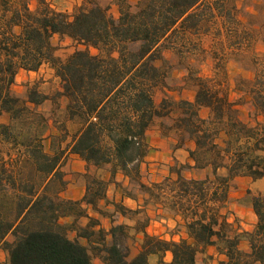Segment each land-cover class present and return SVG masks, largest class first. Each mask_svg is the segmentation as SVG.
<instances>
[{"label": "trees", "instance_id": "1", "mask_svg": "<svg viewBox=\"0 0 264 264\" xmlns=\"http://www.w3.org/2000/svg\"><path fill=\"white\" fill-rule=\"evenodd\" d=\"M90 1L70 18L45 0L35 10L27 0H0V115L8 117L0 123V251L7 253L6 264H94L96 258L103 264H152L153 256L156 264H198L209 248L225 257L224 264H264V193L252 198L256 222L251 231L236 228L226 210L236 178L264 180V69L246 81V89L238 88L249 97L254 125L240 117L242 98L232 100L199 73L187 76L194 82L193 100L155 99L156 89L166 83L156 64L165 43L198 34L217 14L233 20L232 9H225L224 0H138L135 6L131 0H112L119 11L115 18L109 6ZM55 36L84 48L62 60ZM45 64L61 80L62 91L49 97L32 87L26 99L13 92L21 70L38 72ZM62 97L68 101L65 121H56L57 132L47 134L48 118L39 107ZM172 115L173 123L163 124V131H174L177 148L186 150L193 164L146 182L148 132L156 119ZM68 122L78 125L71 135ZM68 152L86 164L81 200L62 196L68 187L63 170ZM106 167L109 180L91 173ZM191 168L212 173L186 178L183 171ZM118 174L128 179L123 197L138 202L137 208L109 200V184ZM134 189L143 195L141 202ZM102 202L114 206L109 230L87 210L108 215L99 208ZM150 206L180 217L178 226L187 236L149 234ZM117 215L133 224L118 223ZM66 217L73 221L62 222ZM84 217L89 219L85 227L78 224ZM138 235L143 241L131 257L129 241ZM243 241L248 251L241 248Z\"/></svg>", "mask_w": 264, "mask_h": 264}, {"label": "rangeland", "instance_id": "2", "mask_svg": "<svg viewBox=\"0 0 264 264\" xmlns=\"http://www.w3.org/2000/svg\"><path fill=\"white\" fill-rule=\"evenodd\" d=\"M32 10L39 6L40 0H27ZM47 4L54 10L65 12L72 18L81 6L90 7V0H45ZM102 6H109V13L115 18H118V7L112 0H97ZM226 2L225 9H232L233 20L227 16L217 14L214 19L210 18L201 28L198 34H189L186 39L179 37L174 38L171 42L165 43L161 49L160 59L157 60V66L161 67L165 74V85L156 89L155 99L158 103L165 97L176 99H192L195 95L194 82L190 80L188 72H193L210 78L213 85L221 90L227 91L232 100L242 98V106H240L241 119L254 125L256 123L254 117V109L249 101V97L238 88L246 89L248 84L246 81L252 80L258 73L264 69V0H224ZM135 6L138 0H131ZM54 43L58 45L56 54L62 59L66 60L71 54L78 49H83L84 46L78 44L68 37L59 38L54 37ZM136 45H133L135 48ZM92 53H97V50L91 49ZM32 87L37 88L40 92L47 94L49 97L54 96L57 92L63 90L62 82L54 74V71L49 65H43L36 73H28L20 71L16 83L13 87V92L26 99L28 90ZM242 96V97H241ZM68 101L65 97L59 98L56 102L51 100L43 103L39 110L48 118V132L56 133L55 122H64L66 116V107ZM202 115L208 117L209 110L203 109ZM176 115L166 118L156 119L154 125L148 132L149 136H154L160 132L161 138L174 137V131L164 132L162 125L170 126ZM8 122V117L0 115V123ZM67 128L70 135L77 129L78 125L74 123H67ZM178 138V137H177ZM176 139V138H175ZM71 138H68L69 142ZM177 140V139H176ZM65 143L64 146L68 143ZM174 143H167L156 148H151L152 152L162 151L163 148L167 152V158L164 161H152L156 164L149 171L148 167L143 168L145 181L156 182L163 180L170 175L173 167L179 168L183 164H190L187 162V154L178 151ZM46 148H50V139L45 140ZM79 160L70 157L67 154L63 170L66 173V180L68 185L79 190L86 185L87 178L83 171L86 167L78 162ZM193 164V163H191ZM110 172L109 167L96 170L91 169V173L97 176L106 177ZM211 169H196L191 168L183 171V175L189 179H203L211 175ZM224 170H220V174H225ZM175 176V175H174ZM122 185L124 181L121 178H116L115 182L109 184L108 191L110 197L115 192L121 194ZM128 185V184H127ZM126 185V186H127ZM68 189V187H67ZM135 191V189H134ZM250 191V193H249ZM140 202L143 195L138 193ZM259 193H264V180L256 182L250 177H238L231 183L230 198L226 210L228 211L229 221L234 224L236 228L244 231H251L256 222V216L252 209V198ZM110 201H113L109 199ZM138 204V202H136ZM135 206V204L133 203ZM132 205V206H133ZM129 205L127 204V207ZM138 206V205H136ZM99 208L105 210L108 215H102L93 209H87L89 215H96L99 217L100 226L107 230L112 224L110 219V212L114 211L112 204L101 203ZM151 215L147 231L149 234L163 237L165 239L180 240L185 232L183 226L175 225L174 215L157 209L154 206L147 208ZM91 216V215H90ZM116 218L118 223L133 224L126 218ZM95 218V217H93ZM97 219V218H96ZM73 218H63L62 222L70 223ZM89 219L80 218L78 224L80 226H87ZM98 229V228H97ZM70 237L75 238L76 232L71 231ZM143 236L138 235L136 240H130L131 257L135 256L142 244ZM85 242V240L83 241ZM241 248L245 251L249 250L248 243L243 241ZM171 257L165 256V260H170ZM152 264H156L157 257H151ZM225 257L219 255L215 248L207 249L205 254L199 255L198 264H224ZM7 263V253L0 251V264ZM94 264H103L98 258L94 259Z\"/></svg>", "mask_w": 264, "mask_h": 264}, {"label": "crops", "instance_id": "3", "mask_svg": "<svg viewBox=\"0 0 264 264\" xmlns=\"http://www.w3.org/2000/svg\"><path fill=\"white\" fill-rule=\"evenodd\" d=\"M21 71H24V70H21ZM24 72H27V71H24ZM28 73H36V72H28ZM194 98L190 99V100H193ZM148 142L151 146V148H156L157 146H161V145H164V144H169V143H174V147L176 148V143H177V140L175 139V137H167L165 139H162L161 138V135H160V132H158V134H154V136H149L148 135ZM152 150V149H151ZM178 151H181V152H184L187 154V162L188 163H192V161L190 160L189 158V154L186 150L184 149H178ZM67 154H70V157L74 158V159H77L79 160L78 162L82 165V167H85L86 164L84 161H82L80 159V157L76 154H72V153H67ZM165 158H167V152L165 151V149L163 148L162 151H157L156 153L150 151L147 159H146V163L143 165V167L146 169L148 167L149 171H152V167L155 166L156 164H152V161H164ZM82 173H86V171H83L82 170ZM120 177L121 178V181H124V185H127L128 184V179L125 178L122 174H118L117 175V178ZM106 180H109L110 179V173L105 177ZM195 179H198V178H195ZM261 182L262 180H258L256 182ZM85 194V185L79 190V192L77 193V190L75 188H72L71 185H68V189H66V191L62 194V196L66 199H72V200H81L83 198ZM108 198L111 199V200H114L116 202H122L124 205L127 206V204L129 205L128 207L129 208H132V209H135L137 208L138 204H136V201L130 199V198H127V197H123L122 193L119 194L118 192H115L114 195L112 197H110V191H108ZM133 203L135 204V206L133 205ZM133 205V206H132ZM89 209H92L91 207H88ZM92 217H95L97 219H99L98 216L96 215H92L90 214ZM116 218H120L119 215L116 216ZM174 218V221H175V225H178V224H182L181 222V218L176 216V217H173ZM122 219H124L122 217ZM112 225V224H111ZM111 225L107 228V230L110 229ZM183 236L186 237V233L184 232L183 233ZM167 255L169 257H171V254L170 253H167ZM155 257V256H153ZM171 259V258H170Z\"/></svg>", "mask_w": 264, "mask_h": 264}]
</instances>
